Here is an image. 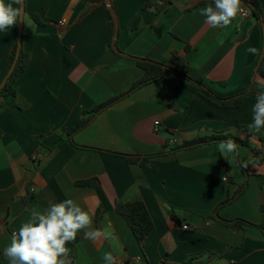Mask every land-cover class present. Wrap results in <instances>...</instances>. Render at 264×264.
<instances>
[{
	"label": "crops",
	"instance_id": "1",
	"mask_svg": "<svg viewBox=\"0 0 264 264\" xmlns=\"http://www.w3.org/2000/svg\"><path fill=\"white\" fill-rule=\"evenodd\" d=\"M146 1L112 0L120 51L171 67L176 51L188 62L179 71L223 98L264 89L256 73L264 48L260 21L240 14L227 27L212 28L199 10L213 0H173L158 15L143 10ZM25 8L22 47L29 66L16 95L0 98V264H9L3 249L32 209L68 198L89 211L93 228L113 229L112 239L96 242L81 231L67 245L72 264H104L108 252L116 264H264L259 228L233 230L213 218L247 183L218 215L264 224V129H248L256 95L237 109H220L186 89L180 72L167 70L73 135L78 147L67 130L129 91L144 72L110 47L113 19L105 0H25ZM19 25L0 32V84ZM217 134L249 140L253 149L240 146L222 156L219 143L211 144L152 158L144 167L115 154L144 158ZM85 181L90 186H78ZM133 201L146 204L154 223L142 245L116 211L117 202Z\"/></svg>",
	"mask_w": 264,
	"mask_h": 264
},
{
	"label": "clouds",
	"instance_id": "2",
	"mask_svg": "<svg viewBox=\"0 0 264 264\" xmlns=\"http://www.w3.org/2000/svg\"><path fill=\"white\" fill-rule=\"evenodd\" d=\"M241 5L242 0H213V4L201 8L199 14L212 28L227 27L244 11ZM24 8L25 0H0V32L22 22ZM247 52L259 55L256 47H249ZM255 101L248 129L259 133L264 129V89L258 91ZM238 148L232 139L218 144L222 156L236 153ZM250 163L251 159L243 166L248 167ZM81 231L85 239L93 242L113 238L111 224L104 229L93 228V216L73 199L50 202L47 208L30 211L18 231L10 234V243L3 249V255L9 264H72L71 250L67 245L74 242ZM102 260L104 264H116L111 252L105 253Z\"/></svg>",
	"mask_w": 264,
	"mask_h": 264
},
{
	"label": "trees",
	"instance_id": "3",
	"mask_svg": "<svg viewBox=\"0 0 264 264\" xmlns=\"http://www.w3.org/2000/svg\"><path fill=\"white\" fill-rule=\"evenodd\" d=\"M172 1L173 0H147L143 6V10L152 11L154 14L158 15V14L165 12L167 8L172 4ZM242 2H244L246 7L250 9L252 16L262 23V26L264 29L263 10H262L260 1L259 0H242ZM34 18L36 21L39 22L37 17H34ZM110 27H111V30H110L111 31L110 47H111V43L113 39V32H114V23L112 20L110 22ZM17 49H18V37L16 36L13 40L12 47L7 56L6 75L11 69L15 61ZM187 51H189V45H187L186 47V52ZM132 61H134L136 65L144 72L143 78L140 81L136 82L130 88L129 91L115 98L110 99L109 101L95 107L93 110L89 112L84 113V117L82 118L80 123L76 127H73L67 130L70 140H71V137H73V135H75L76 133L86 128L97 115L105 111L107 108L111 107L115 103L128 97L130 94H132L136 90L148 84L155 83L162 78L164 70L162 69L160 65L137 61L134 59H132ZM29 62H30V54L26 52L22 47L20 51V56L18 58V61H17V64L15 66L13 73L9 77L6 85L0 91V98L16 95L17 93L16 83L18 79L21 78L25 74L26 70L28 69ZM170 62L173 65V67L168 66L169 71L180 72L179 70L188 67V62L186 61L184 56H181L176 51L172 52ZM256 73L257 75L264 78V48L262 51L260 61L257 66ZM180 74L182 76L181 83L186 89H188L193 94L200 96L204 100L208 101L209 103H211L212 105L220 109H237L244 103V101L251 99L256 95V92L253 90V88H251L250 90L240 93L234 97L223 98L217 95L208 86L204 85L202 81L191 79L190 77L184 75L181 72ZM227 139L234 140L239 145V147L247 146V147L252 148V145L249 140L237 138L229 134H217V135H212L209 137H199L193 141L185 142L183 145L173 146L172 149H170L169 151H166V149L165 150L162 149L161 151H159V153L152 155V156H146L144 158H142L141 156H133V155L120 154V153H115V154L118 156L125 157L128 163L130 164L140 165L144 167V166L149 165V162L152 158L162 157V156H165L166 154H175L181 151L192 150V149H196V148L206 146V145L218 144L221 141H224ZM71 142L74 145L78 146L73 140H71ZM85 148L89 150L91 149L95 151H101L100 149H96V148H89V147H85ZM243 171H245V169H243ZM90 184L91 182L85 181V182H79L78 186L87 187V186H90ZM246 187H247V183L241 186L239 190L233 196L228 197L226 201L221 203L218 206L213 218L217 220L218 223H220L224 227H227L233 230H244L246 227H256V228H259L264 234V224H255V223H252L244 219L225 220V219H222L218 215L219 209L234 202L239 196L243 194ZM31 199L32 198L30 197L26 198V203H28ZM261 209L262 211H264V206H262ZM116 211L119 215H121L125 219L128 226L131 228V230L134 233V236L136 237L138 244L142 245L145 242V240L149 237V235L152 233V231L154 230V223L150 216V213L148 211L146 204L143 201L117 202Z\"/></svg>",
	"mask_w": 264,
	"mask_h": 264
},
{
	"label": "water",
	"instance_id": "4",
	"mask_svg": "<svg viewBox=\"0 0 264 264\" xmlns=\"http://www.w3.org/2000/svg\"><path fill=\"white\" fill-rule=\"evenodd\" d=\"M105 1H106L107 8H108V10H109V12L111 14L112 19H113V22H114V33H113V40H112V45H111L112 49L117 54H119L120 56L125 57V58H128V59H131V60L134 59V60L142 61V62H146V63L158 64L164 70L163 75H165V73L168 70V66L167 65L160 64V63H157L155 61L148 60V59L135 58V57H133V56H131L129 54H126V53L120 51V49L117 46V41H118V38H119V22H118L117 14H116V12L114 10L113 4H112V0H105ZM24 11L26 12V8H24ZM23 25H24V19H23L22 22H20V25H19V31H18V36H17L18 37V49H17V53H16V58H15V61H14L13 65H12L11 69L9 70V72L5 76L4 80L0 84V91L6 85L9 77L13 73V71L15 69V66L17 64L18 58L20 56V51H21V48L23 46Z\"/></svg>",
	"mask_w": 264,
	"mask_h": 264
},
{
	"label": "built area",
	"instance_id": "5",
	"mask_svg": "<svg viewBox=\"0 0 264 264\" xmlns=\"http://www.w3.org/2000/svg\"><path fill=\"white\" fill-rule=\"evenodd\" d=\"M243 9H244V11L241 13L242 17L244 19H250L252 17V13H251L250 9L248 7H244ZM161 126H162L161 125V122L160 121H156L155 122V125H154V131L155 132H160ZM176 142L177 141L175 139L170 141V143L172 145H176ZM183 229L184 230H188L189 229V226L184 225L183 226Z\"/></svg>",
	"mask_w": 264,
	"mask_h": 264
}]
</instances>
